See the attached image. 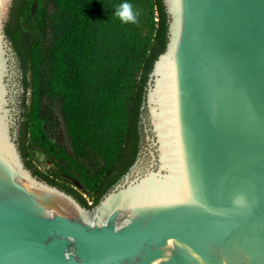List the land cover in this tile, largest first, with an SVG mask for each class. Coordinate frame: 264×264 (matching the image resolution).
<instances>
[{
  "label": "water",
  "instance_id": "water-1",
  "mask_svg": "<svg viewBox=\"0 0 264 264\" xmlns=\"http://www.w3.org/2000/svg\"><path fill=\"white\" fill-rule=\"evenodd\" d=\"M161 1L136 157L86 208L25 167L0 0V264H264V0Z\"/></svg>",
  "mask_w": 264,
  "mask_h": 264
},
{
  "label": "trees",
  "instance_id": "trees-1",
  "mask_svg": "<svg viewBox=\"0 0 264 264\" xmlns=\"http://www.w3.org/2000/svg\"><path fill=\"white\" fill-rule=\"evenodd\" d=\"M125 0H13L4 27L22 74L24 93L35 81L43 115L23 95L18 148L25 167L90 208L73 188L31 163L28 139L63 163L72 178L93 185V206L133 163L138 115L147 76L166 45L161 0H127L136 23L114 15ZM33 7L30 32L20 24ZM58 117L66 145L53 143L49 124Z\"/></svg>",
  "mask_w": 264,
  "mask_h": 264
},
{
  "label": "rangeland",
  "instance_id": "rangeland-1",
  "mask_svg": "<svg viewBox=\"0 0 264 264\" xmlns=\"http://www.w3.org/2000/svg\"><path fill=\"white\" fill-rule=\"evenodd\" d=\"M32 18H33V7L29 6L20 21L22 27L26 28L30 32L33 31L32 25ZM35 81L32 82L31 88V102L36 106L38 113L43 115L44 109L43 105L37 103L36 95H35ZM49 135L50 139H52L53 143L64 147L66 145L65 137L62 132V127L60 121L56 115L53 116L51 123L49 124ZM40 142H34L30 139L27 141V150L29 153V157L32 162L36 165V167L42 171L44 174L48 175L49 177L64 183L76 191H78L87 201V203H91L93 200L92 190L93 185H88L85 182L76 180L70 177L63 168V163L60 159L55 156L49 155L46 150L41 146Z\"/></svg>",
  "mask_w": 264,
  "mask_h": 264
},
{
  "label": "clouds",
  "instance_id": "clouds-1",
  "mask_svg": "<svg viewBox=\"0 0 264 264\" xmlns=\"http://www.w3.org/2000/svg\"><path fill=\"white\" fill-rule=\"evenodd\" d=\"M134 5L132 3L125 2L119 4L115 8L114 15L120 19L122 23H136L138 21L139 13L134 11Z\"/></svg>",
  "mask_w": 264,
  "mask_h": 264
},
{
  "label": "flooded vegetation",
  "instance_id": "flooded-vegetation-1",
  "mask_svg": "<svg viewBox=\"0 0 264 264\" xmlns=\"http://www.w3.org/2000/svg\"><path fill=\"white\" fill-rule=\"evenodd\" d=\"M21 82H22V80H21ZM22 85H23V83H22ZM22 97H23V96H21V101H22Z\"/></svg>",
  "mask_w": 264,
  "mask_h": 264
}]
</instances>
